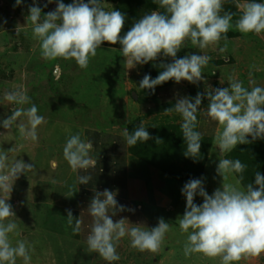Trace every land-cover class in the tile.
I'll use <instances>...</instances> for the list:
<instances>
[{
  "label": "clouds",
  "instance_id": "clouds-1",
  "mask_svg": "<svg viewBox=\"0 0 264 264\" xmlns=\"http://www.w3.org/2000/svg\"><path fill=\"white\" fill-rule=\"evenodd\" d=\"M21 3L22 0H15L16 6ZM50 3L52 0H47L44 7ZM224 3L225 0H158L163 11L144 15L124 35H121L126 19L124 14L112 8L105 10L107 4L103 0H88L87 3L72 0L69 4L58 0L55 10L45 15L33 0L26 20L32 25L33 38L39 41L41 56L45 60H74L80 69H86L102 43L120 45L119 52L127 69L155 61L161 54L172 58V63L160 65L163 70L155 79L146 74L140 81L139 89L154 91L169 80L177 84L204 81L202 70L209 64L210 56L186 54L176 59L187 42L190 41L194 48L205 50L223 39L225 44L220 51L225 52L226 34L232 28L244 35L264 34V2H237L240 15L234 23L236 14L224 11ZM109 50L117 51L115 48ZM228 85L227 88H206L208 106L205 111L198 112L202 102L199 93L194 99H177L173 107L164 111L165 114L176 112L181 116L186 157L199 156L203 133L196 130L198 113L216 123L215 143L221 156L232 152L238 145L264 139V87L249 89L235 78H229ZM4 99L19 107H13L0 126L10 131L23 116L26 122L17 125L20 135L25 140L37 141L38 127L45 118L38 114L35 104L23 107L30 103L23 86L18 85L16 90L6 92ZM121 135L128 147L151 139L143 123L133 132L124 127ZM156 142L161 143L159 138ZM92 150V141L82 138V133L70 135L63 147V157L72 172L77 173L78 185H86L92 179L87 174L97 163L90 156ZM11 151L12 148L8 151L0 149V193L4 194L0 196V264H17L18 260L22 264H31L34 249L26 238L17 239L15 244L11 239V234L21 236V233L16 231L15 213L7 201L14 182L22 174L34 171V164L16 158L9 160ZM245 168L239 159H219L216 171L222 177V185L211 195L205 191L201 179L190 180L183 186L181 194L186 199V206L177 222L181 233L187 236L183 247L185 257L201 254L205 258L218 259L219 264H238L264 253V176L257 172L255 185H243ZM81 171L85 174H80ZM229 177L233 182H226ZM116 195L115 191L108 189L94 191L87 209L91 217L90 231L86 236L88 252L96 253L107 264H112L120 260L117 247L125 237L129 238L130 247L140 252L154 254L161 251L165 236L171 230L170 224L160 218L157 226L148 229L143 224H131L126 218L114 221L118 212L126 210L125 206L118 205ZM197 195L203 199L202 204L194 203ZM66 219L73 235L80 234L81 215L74 220L72 211L67 210Z\"/></svg>",
  "mask_w": 264,
  "mask_h": 264
},
{
  "label": "rangeland",
  "instance_id": "rangeland-1",
  "mask_svg": "<svg viewBox=\"0 0 264 264\" xmlns=\"http://www.w3.org/2000/svg\"><path fill=\"white\" fill-rule=\"evenodd\" d=\"M123 1L127 4L132 0ZM57 2L58 0H52V3L44 7L47 0H36L37 6L42 9V15L54 11ZM71 2L72 0H63L65 4ZM103 2L107 4L105 10L110 11L111 8L115 10L114 3L106 0ZM157 2L158 0H142L144 5H155ZM237 2L243 3L244 0H225L224 3V11L236 14L233 17V23L240 15L239 9L236 8ZM256 2H264V0H256ZM32 3L33 0H22L18 6L20 15L18 16L17 12L14 13L18 28L15 33L19 36L16 44L7 51L12 52L15 59L8 61V65L5 63L4 65L5 68L9 67L11 78L16 86H23L30 97V103L23 107L28 108L35 104L38 114L45 118V122L38 127V140L35 142L25 140L20 135L17 125L22 121L26 122L23 116L18 118L10 131L0 126V149L5 151L13 149L8 153L9 160L16 158L26 164H34V171L26 175L22 174L14 182L10 199L7 201L15 213V222L18 226L16 231L21 233V236L11 234V239L15 244L17 239L26 238L28 244L34 249L31 252L33 264H55L54 262L72 264L73 261L75 264H106L96 253L85 252V259H76L72 254L83 257L80 252H76L78 248L76 242L65 236L59 237L49 233L55 227L60 228L61 223L65 225L64 221H57L61 215L58 212L63 211L59 204H54L53 200H50V203L46 202L42 195H45L44 191L49 196L61 194L74 182V179L70 178V166L63 157V147L70 135L82 133L84 127H90L91 125L86 122L91 119L98 126H102L98 124L102 123L113 128L120 124L119 116L124 107L119 108L118 84L126 74L125 63L123 64L119 49L115 48L117 51L113 52L104 44H101L96 56L90 59L86 69H80L74 60H45L41 56L39 41L33 38L32 25L26 20ZM143 6L140 5V8L143 9ZM14 7L17 6L14 5ZM152 11L153 9L149 12ZM226 35L242 39L245 45L251 42L256 44L264 38V34L244 35L235 28L230 29ZM2 71L8 78L10 71L7 72L6 69ZM13 107H19V105H12L8 101L0 102V125L11 114ZM249 139L251 140L250 137ZM263 144L262 140L257 139L248 144L238 145L232 152L220 157L218 155L206 157V150H201L203 155L200 153L202 156L199 155L197 158L186 157L184 154L183 162L185 160L189 168H186L184 172L172 171L170 174L174 180L170 189L173 199L169 209H174V213L170 218L164 219L170 224L171 230L166 234L159 254L154 253L158 263L154 261L155 258H150V255H146L145 252H139L136 254V259L133 258L134 264H219L218 259L205 258L201 254L185 257L183 253L187 236L181 233L177 222V219L183 216L186 206V199L181 194L182 188L190 180L201 179L205 191L211 195L222 185V177L216 171L219 159H235L237 154L244 156L241 162L246 164L245 172L242 173L244 177L242 184H253V169L258 163L256 155L260 158V149ZM257 146L259 152L256 154ZM160 149H156L157 153L166 152L164 148ZM203 149L206 148L203 147ZM262 156L264 157V153ZM160 158V155H155L152 159ZM226 182H233L232 178L229 177ZM60 183H63L61 187ZM2 195L4 194L0 193V196ZM50 198L52 199L53 196ZM194 203L202 204L203 199L197 195ZM45 212L48 213L47 217L44 216ZM51 260L53 261L50 262ZM238 264H264V253L259 257L241 260Z\"/></svg>",
  "mask_w": 264,
  "mask_h": 264
},
{
  "label": "crops",
  "instance_id": "crops-1",
  "mask_svg": "<svg viewBox=\"0 0 264 264\" xmlns=\"http://www.w3.org/2000/svg\"><path fill=\"white\" fill-rule=\"evenodd\" d=\"M14 5L15 0H0V102H6L4 99L5 93L14 91L16 86L15 81L11 78L9 67L5 68L6 66L4 65V63L8 65V61L15 59L11 54L12 52L7 50L16 44L19 36V34L15 33L18 28L15 24L14 13H18L20 8L18 6L14 7ZM260 40L256 44L251 42L245 45L242 39L227 37V50L225 52L220 51L223 43L225 44L223 39L218 45L210 46L205 50L194 48L189 41L177 53L176 59L183 58L186 54L210 56L209 64L202 70L204 81L196 84L181 81L177 84L169 80L157 86L154 91L139 89L140 81L146 74L155 79L163 70L160 65L172 63V58L163 57L161 54L155 61L137 65L133 69H127L122 57L126 74L122 81L119 82L120 84H118L120 93L118 95L119 108L124 107L121 109L122 112L119 116L120 124L111 128L107 124L105 126L97 122L102 125L98 126L91 119V121L86 122V124L91 126L88 128L84 127L82 131V138L86 137L92 141L93 150L90 152V156L97 161L95 168H90L87 173L92 176V179L86 185H78L76 183L77 173H72V170H70V178L74 179L70 188L58 195L51 194L53 196L52 199L45 191V195H42L46 202L50 203L49 201L53 200L54 204H59L62 208L63 212H58L61 215L57 218V221H64L65 225L63 226V223H61L60 228L55 227L49 233L59 237L65 236L76 242V246H78L76 252H80L83 257L75 254H72V256H75L76 259H85V252H88L86 236L90 231L91 217L87 209L93 198L94 191L102 192L108 189L117 193L118 205L125 206L126 210L118 212L113 217L114 221L126 218L131 224H143L148 229H151L157 226L160 218L168 219L173 215L174 209L170 210L169 206L172 204L171 201L173 199L170 189L174 179L173 176L171 177L169 173L165 172L164 166H166L165 163L169 162L167 152L178 145L176 148L184 154L186 143L180 128L182 123L180 114L176 112L165 114L164 111L173 107L177 99L181 97L194 99L198 93L202 96L198 112L205 111L208 106V99L205 95L206 88L208 86L212 89L227 88L229 86V78L240 80L243 86L249 89L254 86L264 87V38ZM3 69H6L7 72L10 71L8 74L9 79L3 74ZM125 69L123 68L124 71ZM213 72H215L214 75H212ZM251 81L255 83L253 84ZM197 119L199 123L196 130L203 133L199 155L201 150H206V157L211 155L220 157L221 154L215 143L216 123L201 113L197 114ZM140 123L144 124L151 139L144 143L138 142L134 147H128L124 137L121 135L122 130L127 127L129 132H133ZM157 138H159L161 143L158 144L156 142ZM259 140L264 142V139ZM161 146L167 152L157 153L156 149L161 150ZM203 147L206 149H203ZM201 154L203 155V152ZM153 155L162 156L160 159L153 160ZM151 156L153 157L151 158ZM173 163L177 166L180 165V169L174 168V170L177 172L183 171L180 160H175ZM69 169L71 168L69 167ZM80 174L85 173L81 171ZM62 184L60 183V187ZM40 193L43 192L40 191ZM67 210L72 211L74 220L81 215L83 225L80 234L73 235L72 227L68 226L66 219ZM47 214L45 212L44 216L47 217ZM117 252L120 255V260L114 261L112 264H134L133 258L136 259V254L140 251L131 248L129 238L125 237L119 242ZM145 253L150 255V258H155L154 261L158 263V259L154 256L155 254ZM103 262L107 264V262ZM54 263L57 264V262ZM17 264H22V261H17ZM72 264H75L74 261Z\"/></svg>",
  "mask_w": 264,
  "mask_h": 264
},
{
  "label": "trees",
  "instance_id": "trees-1",
  "mask_svg": "<svg viewBox=\"0 0 264 264\" xmlns=\"http://www.w3.org/2000/svg\"><path fill=\"white\" fill-rule=\"evenodd\" d=\"M87 1L88 0H84V2L85 3H87ZM106 1H109V2H112V3H114L115 4V6H116V8H115V10H119V11H121L123 14H124V16H125V24H124V27L122 28V32H121V35H124V34H126L127 33V31L132 27V25L135 23V22H137L140 18H142L144 15H146V14H149L150 12V10L151 9H153V11H156L157 9V11H163V9H161L160 7H159V4H158V2H157V4H155V5H152V4H148V5H144L143 3H142V0H136V1H134V0H132L130 3H124V1L123 0H106ZM140 5H144L143 6V9L142 8H140ZM149 12V13H148ZM102 44H104L105 46H108V47H110V48H117V49H120V45L119 44H116V45H109V44H107V43H102ZM132 130V129H131ZM170 142H171V140H170ZM166 145V144H165ZM164 145V146H165ZM259 146V145H258ZM258 146L255 148L256 150L258 149ZM168 147V146H167ZM176 147H178V145L176 146ZM176 147H172V149H170V151H168L167 152V150H166V152L168 153V155H167V159L169 160V162H171V163H165V165L166 166H164V169H166V173H169V174H171V172L172 171H176V170H174V168H179L180 167V165L179 166H177L175 163H173V161H178V159L180 160V162H182V168L181 169H183V171L182 172H184V170H186V168H189V166H186V162H185V160H184V162H183V157L182 156H184V154H183V152H181L179 149H177ZM163 148V147H162ZM248 151H250L249 149H248ZM259 152V150H257L256 151V154ZM163 153V152H162ZM166 153V154H167ZM262 153H264V144H263V146H262V148L260 149V158H258V155H256V158L258 159V163H257V165L256 166H254V169H253V175H254V177H253V185H255V175H256V173L257 172H259L260 173V175L261 176H264V157L262 156ZM255 154V153H254ZM253 154V155H254ZM163 155V154H162ZM161 155V156H162ZM241 156L242 155H239V154H237L236 156H235V159H239L240 161H243V159H244V156H242V158H241ZM234 158V157H233ZM235 159H233V160H235ZM182 160V161H181ZM249 161V160H248ZM247 161V162H248ZM243 163V162H242ZM246 165V164H245ZM184 166H186V167H184ZM247 166H248V164H247ZM180 169V168H179ZM245 172V171H244ZM187 174V173H186ZM173 175V174H172ZM246 175L248 176V174L246 173Z\"/></svg>",
  "mask_w": 264,
  "mask_h": 264
}]
</instances>
